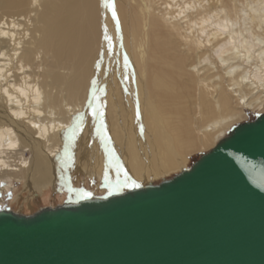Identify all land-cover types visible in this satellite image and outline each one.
I'll return each mask as SVG.
<instances>
[{
	"label": "bare ground",
	"instance_id": "obj_1",
	"mask_svg": "<svg viewBox=\"0 0 264 264\" xmlns=\"http://www.w3.org/2000/svg\"><path fill=\"white\" fill-rule=\"evenodd\" d=\"M160 2L112 0L114 20L103 0H0V197L21 184L64 198L48 191L70 171L124 180L90 102L130 183L264 112V0Z\"/></svg>",
	"mask_w": 264,
	"mask_h": 264
},
{
	"label": "water",
	"instance_id": "obj_2",
	"mask_svg": "<svg viewBox=\"0 0 264 264\" xmlns=\"http://www.w3.org/2000/svg\"><path fill=\"white\" fill-rule=\"evenodd\" d=\"M0 264H264V113L156 184L0 208Z\"/></svg>",
	"mask_w": 264,
	"mask_h": 264
},
{
	"label": "rangeland",
	"instance_id": "obj_3",
	"mask_svg": "<svg viewBox=\"0 0 264 264\" xmlns=\"http://www.w3.org/2000/svg\"><path fill=\"white\" fill-rule=\"evenodd\" d=\"M159 2H160V0H159ZM162 2L164 3V0L163 1L161 0L160 3H162ZM160 7H161V4H160ZM47 61H50V58ZM260 114H262V113L261 112H249V111L247 112L246 111V117L240 123L253 121L257 117V115H260ZM240 123L235 124L233 127H235L236 125H238ZM228 132H227V134H228ZM209 150L210 149H204V150L200 149V150H195V151L191 152L188 155L183 168L170 170L164 175L155 177L151 182L139 181V182H135V183L140 186V185L146 184V183L156 184L161 180L169 179V178L173 177L174 175L180 173L181 171L188 169L190 167V165L192 164V162H194V160L198 157V155H200L202 153H206ZM68 174H70V175H68L67 178L65 177L64 179L55 183L54 186H50V190L48 191L49 194L51 193V195H52V194H54V192H56L54 190L55 187L56 188L65 187V191H66L65 195L66 196H64V198H60L61 200L59 198H58L59 199L58 200V199H56V197H54L56 199L55 200L52 197L53 199L49 198V200L45 199V201H43V200L40 201L39 198L47 190L41 191V189H40L38 191L37 190L29 191L28 189H25L21 184H19V185H15L14 187H12L13 189L11 188L8 192H4L2 194V197H0L1 198L0 208L10 209V210H13L15 212L22 213V214H30V213L35 212L37 209H39L41 207H45V206L54 207L56 205L62 204L65 201H72L73 202V198L71 196L72 193H75L76 195L80 196L81 198L83 197L81 195L82 192L83 193H90L94 197H105V196H108L111 194L121 193L127 189L134 188L131 186V183H129L127 186H124L123 184H121V186L118 188L113 187L111 189V194H109V186H108V184H105L104 182H102V180H99L97 178H92V177H86L80 171H70ZM69 177L70 178L72 177V178L70 179ZM111 184L115 185L116 183H111Z\"/></svg>",
	"mask_w": 264,
	"mask_h": 264
},
{
	"label": "snow or ice",
	"instance_id": "obj_4",
	"mask_svg": "<svg viewBox=\"0 0 264 264\" xmlns=\"http://www.w3.org/2000/svg\"><path fill=\"white\" fill-rule=\"evenodd\" d=\"M103 6L105 8H107V9H109L112 12L113 19L117 20L115 7H114V4L112 3V0H103ZM105 39H109V37H107V35H105ZM125 64H127V60H125ZM93 85H95V82H93ZM95 91H96L95 87H93V92H92V96H91V99L93 101L97 99V97L95 95ZM89 106L93 107L94 115H96V116L101 118L100 119V128L98 129V132L103 136V142L105 144V152H106V156L108 157V166H111L113 163H116L118 173L122 172L123 175H124V180L122 182L120 180H117L116 184L113 185L109 181V177H108V174H107V167H106L104 179H105L106 184H108V186H109V194H111V189L113 187L118 188V187L121 186V184H123L124 186H127L130 183V178L128 177L126 172H123V166L119 165L118 161L115 160L114 153L108 147V144H109L110 141H109V138L107 137L106 132L103 131V128H104L103 119H102V117L104 115L103 112L101 111V109H100V107L98 105L97 106H93V104L90 102ZM79 126H80L79 124H75L73 127L68 129L67 136H68V139L70 141L75 138L76 131L79 128ZM66 154H67V148H66ZM131 186L132 187H139V185L136 184L135 182H131ZM81 195L84 198H88L90 196V193H83L82 192Z\"/></svg>",
	"mask_w": 264,
	"mask_h": 264
}]
</instances>
